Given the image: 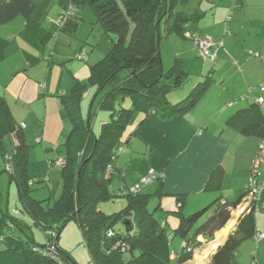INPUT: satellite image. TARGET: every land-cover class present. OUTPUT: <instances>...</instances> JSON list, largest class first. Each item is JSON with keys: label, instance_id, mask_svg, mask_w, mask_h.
<instances>
[{"label": "trees", "instance_id": "trees-1", "mask_svg": "<svg viewBox=\"0 0 264 264\" xmlns=\"http://www.w3.org/2000/svg\"><path fill=\"white\" fill-rule=\"evenodd\" d=\"M189 2L190 0H66L55 31L46 39L50 37L57 41L58 34L62 33L74 45L73 41H79L78 33L84 23L88 22V16L85 17L86 7L96 16L94 25H100L101 30L114 35V39L104 58L96 61L92 58L93 61L88 63V80H76L67 95L58 96L71 128L63 145L64 156L49 161L50 167L57 166L62 170V192L54 202L44 194L40 196L43 198L33 197V192L36 191L34 189H38L36 185L43 183L49 187L50 178L32 180L29 176L31 146L24 133L26 125L16 121L7 99L0 93V157L5 165L3 172H8L10 181L17 185L22 213L27 214L32 224L47 238L46 244L37 243L34 236L26 233L25 224L21 220L3 215L0 218V244L5 247L0 249V264H76L70 254L59 246L62 231L72 221L81 230L93 264H174L175 258V264H185L193 259L194 248L201 246L197 238L202 232L216 220L222 219L220 225L224 226L230 219L226 208L230 204L222 193L221 167L212 172L205 189L218 196L203 209L186 214L184 207L187 196H174L179 205L176 213L179 222L176 228L167 226L155 216V211L150 209L153 195L144 191L157 182V193L162 195L163 176L147 185L141 184L140 179L133 186H124L118 195L112 193V175L117 169L120 156L126 150L124 135L131 122L138 115L145 118L155 115L166 120L184 115L197 108L213 81L217 51L223 47V43L220 45L213 42L212 53L216 55L214 59L202 57L199 41L208 37L194 34L191 26L198 24L205 17V12L190 13L187 9H179V6L186 7ZM229 7L230 21L232 7ZM177 39L194 41L201 60L212 65L200 76V81L190 87L189 95L174 103L172 101L179 98L172 95L173 92L182 88L190 77L179 57L181 52H176L169 70L164 68L163 49L167 40L170 43ZM89 43L91 36L83 41V46L77 53L79 60L88 61L89 54L85 46ZM10 45L9 40L0 37V63L5 60ZM46 61L50 62V57H46ZM88 86L94 88V100L99 99L100 110L109 114V120L101 125L98 136L92 131L90 117L85 118L82 114V100ZM262 86L264 83L248 88V94L239 99L253 102L247 108L237 110L226 122L228 127L243 136L260 139L258 153L264 143V101L259 103V98L263 97L252 96L257 90L263 93ZM41 88L45 90V85L42 84ZM235 105L236 103L228 101L226 107L232 109ZM60 159L65 160L63 165L58 164ZM260 171L264 174V164ZM259 178L254 177V182L257 183H251L250 180L247 182L244 192L233 204V209L250 196L253 189L262 186ZM250 179L253 180V175ZM136 185L140 186V190L133 192ZM257 195L255 194V198ZM119 198L126 202L125 208L120 212L105 214L98 206L101 202ZM258 210L260 207L255 199L249 208L250 212L241 218L235 234L219 248L211 264H233L240 245L261 233L256 223ZM209 215L211 217L208 221L200 224ZM126 221H130L128 228ZM121 222H124L126 233L115 231V224ZM176 238L183 240L184 245L181 252L172 257V242Z\"/></svg>", "mask_w": 264, "mask_h": 264}, {"label": "crops", "instance_id": "crops-1", "mask_svg": "<svg viewBox=\"0 0 264 264\" xmlns=\"http://www.w3.org/2000/svg\"><path fill=\"white\" fill-rule=\"evenodd\" d=\"M65 6L66 0H0V37L11 42L5 60L0 63V93L7 99L16 121L26 125L24 133L31 146L30 165L35 159L41 163L64 156L63 145L71 126L58 96L67 95L76 80L86 82L90 75L88 64L76 61L74 45L65 35L59 33L57 41L50 37L46 39L55 31ZM229 6L232 7L230 21ZM204 8L210 12L206 10L205 17L191 29L194 34L208 37L215 44L223 43L217 51L216 70L209 87L211 84L221 86L228 93L225 100L228 103V99H239L248 94V88L264 83V0H210ZM167 44L169 50L174 48L175 52H181L179 57L184 65L186 61L194 62L193 57L202 59L192 40L177 39L170 43L167 40ZM98 56L92 54L95 61ZM46 57L51 61H46ZM54 60L63 68L74 61L72 66L77 69H68L70 78L66 74L55 77ZM209 68L207 63L202 67L205 71ZM42 84L45 90L41 88ZM228 88L236 93L232 95ZM252 97L264 98V92L254 91ZM241 101L239 109L247 108L253 102ZM234 113H225L223 108L212 116H203L201 111L194 109L169 120L155 115L147 118L138 115L124 135L127 146L112 175V193L118 195L124 186H133L152 169L157 171L158 177L163 176V194L157 193L159 183H154L155 191L149 193L153 195L150 209L167 226L176 228L179 205L174 196H187L185 213L203 209L214 197V193L205 191L209 178L217 167H221L222 193L233 207L231 200L239 199L253 175L261 141L256 137H245L227 126L226 122ZM46 168V165L38 166L40 177H44ZM257 202L260 207L256 213L257 228L264 234V182ZM242 216L241 213L223 245L235 234ZM210 217L204 218L202 224ZM212 238L203 231L197 241H211ZM250 251L253 264H264V239L259 241L255 236L243 242L236 258L250 254ZM248 260V257L245 261L234 260L233 264L251 263Z\"/></svg>", "mask_w": 264, "mask_h": 264}, {"label": "rangeland", "instance_id": "rangeland-1", "mask_svg": "<svg viewBox=\"0 0 264 264\" xmlns=\"http://www.w3.org/2000/svg\"><path fill=\"white\" fill-rule=\"evenodd\" d=\"M209 2H210V0H190L189 4L186 7L179 6V9H181V8H183L185 10L187 9L188 12H190V13H195L196 11L205 12L206 10L208 12H210V10L204 8V5L209 4ZM202 4H203V6L201 7ZM86 16H88V17H86ZM85 17L88 20V22L84 23V26L82 27V29L78 33L79 41L74 40L73 41L74 46L72 47V48H74V51H76V56H75L76 61L79 63H83L84 65L93 61L92 54L93 55L94 54L99 55L98 60H100V58L101 59L104 58V56H106V54L110 51V48L112 46V39H114V35L106 34L103 30H101L100 25L99 26L94 25L95 20H96V16H94L93 11L89 7H86V9H85ZM88 36H91V43H89V45L85 46L87 51H88V54H89L88 59H87L88 61H81L78 59L77 53L80 50V47L83 46V41ZM180 44H182V42ZM63 49L65 51H68L65 48H63ZM83 49H85V48L83 47ZM177 49H179V47H177ZM174 54H176L174 48H173V50H169V46L167 44L165 46V48L163 49V63H164L163 65H164V68L166 71L169 70L173 64ZM192 59L194 62L186 61V65H185V69L189 73L190 77L185 82V84L182 86V88L178 89L176 92H173V94H172V95H178V96L180 95V97H178L179 99H177V98H175V100L171 99V100H174V101H172L174 103L180 102L181 100L185 99L189 95L191 88L194 86V84H196L200 81V76L205 72V70L202 69L203 65H205V62L203 60L195 59L194 57ZM53 63L55 65V67H54L55 69L53 71V74L56 73L55 77H60L61 75L66 74L67 77L70 78V74L68 72V69H70V70H72L71 68L77 69V66H72V63H74V61H70L67 68H63V67H61V65L57 66L59 63L56 62L55 60ZM206 63H207V65H209V64H210V66L212 65V63H210V62H206ZM70 65H71V67H70ZM217 79H215V80L218 82ZM175 80H176V78L173 80V84H175ZM185 89H187V90L185 91ZM229 89H231V88H228V90ZM229 92H231L232 95H234L236 93L234 90H229ZM227 96H228V93L225 92L224 90H222L221 86H218L217 84H211V86L208 88V91L206 92V95L201 99V101L197 105L196 109L201 111V113H203V116H212L215 111L217 112L223 108L225 110V113H228V112L234 113L239 109V106L242 103V101H241V99H237V98L228 99V101H230L232 103H236L234 108H232V110H230L228 107L226 108V106L228 104L225 101ZM94 97H95L94 88L92 86H88V88L86 89V93L83 96L81 109H82V114L85 118L90 117L92 131L96 136H98L100 133L101 125L104 122L109 120V114H108V112H106L104 110H100L99 99L94 100ZM205 110H206V112H205ZM91 111H92V113H91ZM36 146H37V144L34 145V147H36ZM39 165H46V167H47L46 171L43 175L44 177L39 176V172H38V166ZM4 170H5L4 161L0 157V218L3 215H5L7 217L9 216L8 218L12 217V218H17V219L21 220L25 224L24 230L26 231V233L28 235L34 236L37 243H39L41 245L46 244L47 238L45 237L43 232L39 228H37L36 226H34L32 224V221L30 220V218L27 214L22 213L21 210L23 207H22V204L18 198L17 185L15 182L10 181V176H9L8 172H3ZM61 171H62L61 167H57V166L53 167V168L50 167L48 160H45V161H42L41 163H38L37 159H35L34 163H31V165L29 166V171H28V172H30L29 176L31 177L32 180H34V179L37 180V178H41L44 180L47 178H50V186L48 187L43 183L36 185V187L38 189H34L36 191L33 192V197L34 198H36V197L37 198H43L40 196H43L41 194H44L48 197V198L46 197L47 199H51V202H54L55 200H57L60 197V194L62 192ZM156 172L157 171H155V173ZM143 178L144 177L141 178V180H140L141 182L143 181ZM259 180H260V185H262V182H263L262 175L260 176ZM154 187L155 186L152 185L150 187L145 188L144 191L148 192V193L154 192L155 191ZM225 194H226V192H225ZM213 195H214V197L211 199V202L213 200H215L218 196V194H213ZM226 196H227V194H226ZM236 201L231 200V202H234V203ZM243 201H244V199L242 200V202ZM242 202H241V204H242ZM241 204L239 206H237L235 209H233V207L230 205H229V207H226L227 212L230 214V218L234 217L236 210L239 209ZM98 206L105 214H109V215L120 212L122 209L125 208L124 199H122V198L115 199V200L111 199L109 201L101 202ZM17 210H20L21 213L17 212ZM195 212H197L196 209L195 210H187L186 214H193ZM220 221L219 220L215 221V223L212 226L208 227V229L205 230L208 237L213 236L214 231L217 233L218 231L223 229L229 222V221L226 222L224 224V226L222 227L220 225L221 224ZM202 223L203 222H201L200 224H202ZM115 231L118 233H126V227L124 225V222L115 224ZM216 233H215V235H216ZM215 237L216 236H214L211 241H209V240L208 241H205V240L202 241V239H200L199 243H201V245H203V247H199L198 250L195 252V255L193 256V259H192L194 264H196L197 254L201 255L204 252V250L209 246V243H211L215 240ZM250 242H252V240H250ZM183 245H184V243L180 238L174 239V241L172 242V253H173L172 257L176 256V253L181 252ZM59 246L63 250H65L67 253L70 254V256L74 259L76 264H93L91 257H90V254L88 252V249H87L85 242L83 240L81 230H80L79 226L77 225V223H75L74 221L70 222L66 226V228L62 231V233L59 237ZM4 247L5 246L3 244H0V249H3ZM218 250L219 249H217L214 254L210 255L207 258L205 264H211L212 258L218 252ZM252 256L253 255L251 254V251H250V254L246 253V255H244V256H240V255L237 256V258L235 259V262L245 261V260H247V257L249 258L248 261L251 262ZM175 263H176V258L174 259V264Z\"/></svg>", "mask_w": 264, "mask_h": 264}, {"label": "built area", "instance_id": "built-area-1", "mask_svg": "<svg viewBox=\"0 0 264 264\" xmlns=\"http://www.w3.org/2000/svg\"><path fill=\"white\" fill-rule=\"evenodd\" d=\"M199 46H200V50H201V55L202 57H204L205 59H214L215 58V53H212V49L214 47V43L212 42L211 39L207 38V39H203L199 41ZM262 91H264V86H262ZM264 98H259V103H263ZM65 163L64 159H60L58 161L59 165H63ZM264 164V143L260 146V150L258 153V157L254 163V172H253V180L250 179L251 183H257L254 182V177H260L263 173L260 171V169L262 168V165ZM108 170H111V167L108 168ZM158 177L157 172L155 173V171L152 169L150 170L149 174L143 178V181L141 182V184L143 185H147L151 182H153L154 180H156ZM258 181V180H257ZM263 184V183H262ZM138 190H140V186L136 185L134 186V188L132 189L133 192H137ZM260 193V188L258 187L257 189H253V191H251L250 193V200L251 201H255V199H258ZM255 194L257 195V198H255ZM256 238L261 241L264 239V234L262 233H257ZM253 264V263H252Z\"/></svg>", "mask_w": 264, "mask_h": 264}, {"label": "bare ground", "instance_id": "bare-ground-1", "mask_svg": "<svg viewBox=\"0 0 264 264\" xmlns=\"http://www.w3.org/2000/svg\"><path fill=\"white\" fill-rule=\"evenodd\" d=\"M245 207L239 208L236 210L233 219H231L228 224L221 229L220 231L217 232L216 239L214 240V242H212L211 244H209V246L204 250V252L199 255L197 254L196 256V264H205L207 258L214 254L215 251L225 242V240L227 239L228 235L232 232V230L235 228L236 224H237V219L240 216V214L245 210Z\"/></svg>", "mask_w": 264, "mask_h": 264}, {"label": "clouds", "instance_id": "clouds-1", "mask_svg": "<svg viewBox=\"0 0 264 264\" xmlns=\"http://www.w3.org/2000/svg\"><path fill=\"white\" fill-rule=\"evenodd\" d=\"M209 39H210V38H209ZM212 42H213V41H212ZM246 200H248L249 202H248V203H245ZM251 203H252V201L250 200V196L244 198V201L242 202V204L240 203L241 206H240L239 208H242V207H244V206L246 205L245 210L242 212L243 216H244L246 213L250 212V211H249V208H250V206H251ZM240 204H239V205H240ZM239 205H238V206H239ZM243 216H242V217H243ZM209 244H210V243H209ZM219 248H220V247H219ZM219 248H218V249H219ZM197 250H198V249H197ZM197 250H196V251H197ZM194 255H195V251H194ZM194 255H193V256H194ZM189 262H192V263H193L192 260H189V261L186 262L185 264H189ZM193 264H194V263H193Z\"/></svg>", "mask_w": 264, "mask_h": 264}, {"label": "water", "instance_id": "water-1", "mask_svg": "<svg viewBox=\"0 0 264 264\" xmlns=\"http://www.w3.org/2000/svg\"><path fill=\"white\" fill-rule=\"evenodd\" d=\"M248 202H249L248 200L245 201V203H248ZM125 225H126V227L128 228V227L130 226V221H126V222H125ZM127 231H129V229H128ZM213 242H214V241H213ZM211 243H212V242H211ZM211 243H210V244H211ZM189 264H193V263H192V262H189Z\"/></svg>", "mask_w": 264, "mask_h": 264}]
</instances>
